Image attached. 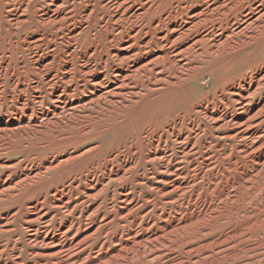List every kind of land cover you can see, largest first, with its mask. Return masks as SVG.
Wrapping results in <instances>:
<instances>
[{"label":"rangeland","instance_id":"rangeland-1","mask_svg":"<svg viewBox=\"0 0 264 264\" xmlns=\"http://www.w3.org/2000/svg\"><path fill=\"white\" fill-rule=\"evenodd\" d=\"M0 2V125H18L29 118L37 123L40 112L62 106L60 96L73 102L80 120L77 128L0 140V183L53 159H74L59 161L42 187L0 200V264H62L72 257L79 264H92L112 256L137 233L153 234L168 221L207 207L221 210V218L149 246L124 264H264V174H259L264 168V0ZM196 38L200 41L190 48ZM163 52L184 53L174 56L172 63L178 62L176 67H184L185 72L179 84L159 93L162 84L175 81L172 68L165 61L149 69L140 66ZM134 70L139 72L136 77ZM165 79L166 83L157 82ZM251 84L253 90L246 93ZM113 90L121 94L115 101H126L134 110L163 97L170 116L179 115L181 122L175 124L168 116L158 122L153 115L131 121L134 111L121 106L104 110L92 103ZM234 100L250 108L244 120L260 132L255 150L262 160L242 194L231 188V201L224 202L220 195L226 180L220 171L231 160L246 172L243 161L251 152H242L251 139L238 142L239 126L233 123L206 122L204 127V110L216 106L240 113V102ZM136 101L138 105L132 104ZM177 130L183 131V138L190 137L185 154L173 135ZM194 137L197 144L192 146ZM146 141L167 148L165 155L175 156L176 168L167 173L162 167L165 158H147L143 153L126 178L114 176L91 192V182L120 170L121 161L129 159L132 151L140 155ZM214 177L218 180L212 182ZM175 179L183 186H173ZM70 187L77 190L67 208L54 192L46 195L48 190ZM69 242L73 245L62 251L60 247ZM205 246L210 248L200 251Z\"/></svg>","mask_w":264,"mask_h":264},{"label":"bare ground","instance_id":"bare-ground-1","mask_svg":"<svg viewBox=\"0 0 264 264\" xmlns=\"http://www.w3.org/2000/svg\"><path fill=\"white\" fill-rule=\"evenodd\" d=\"M212 1V0H211ZM72 2V1H71ZM190 2V1H189ZM1 3V2H0ZM34 3V2H33ZM32 3V4H33ZM202 3V2H201ZM219 3V2H218ZM43 4V3H42ZM150 5V3H149ZM189 5V4H188ZM18 6V4H17ZM23 6V5H22ZM92 6V5H91ZM181 6V5H180ZM1 7V6H0ZM33 7V6H32ZM255 7V6H253ZM86 9V8H85ZM148 10V9H147ZM249 10V9H247ZM53 11V10H52ZM81 11V10H80ZM88 11V10H87ZM257 11V10H256ZM83 12V11H82ZM85 12V11H84ZM197 12V11H196ZM14 13V12H13ZM260 13V12H259ZM174 14V13H173ZM17 15V14H16ZM69 15V14H68ZM82 15V14H81ZM253 15V14H252ZM259 15V14H258ZM61 16V15H60ZM135 16V15H134ZM250 16V15H249ZM47 17V16H46ZM79 17V16H78ZM165 17V16H164ZM53 18V17H52ZM245 18V17H244ZM20 19V18H19ZM43 20V19H42ZM252 20V19H251ZM175 22V21H174ZM193 22V21H192ZM94 23V22H93ZM245 24V23H244ZM117 26V25H116ZM226 26V25H225ZM171 27V26H170ZM181 27V26H180ZM186 27V26H185ZM173 28V27H172ZM148 29V28H147ZM227 29V28H226ZM240 29V28H239ZM76 31V30H75ZM216 31V30H215ZM73 32V31H72ZM219 32V31H218ZM229 32V31H228ZM136 33V32H135ZM231 33V31H230ZM134 34V33H133ZM184 34V33H182ZM181 34V35H182ZM227 34V33H226ZM251 34V33H250ZM128 36V35H127ZM176 36V35H175ZM173 37V36H172ZM160 40V39H159ZM198 38H196V40L192 43L191 47L195 46L200 40H198ZM221 40V39H220ZM219 40V41H220ZM214 42V41H213ZM218 43V42H217ZM160 46V44H159ZM153 47V46H152ZM155 48V47H154ZM161 49L164 48V46L161 45L160 47ZM157 49V48H156ZM115 50V49H114ZM139 50V49H138ZM144 50V49H143ZM169 50V49H168ZM186 52V51H185ZM219 52V51H218ZM10 54V53H9ZM84 54V53H82ZM125 54V53H124ZM184 53H178L177 56L173 55L172 53H158L157 56H155L154 59L150 60L148 63L144 64L143 66H140V69H149V66L151 64H157L156 62L159 61H165L169 64V66L172 68V70L174 71V76H175V81L170 83H166L167 79L165 80H158L159 81H164L166 83V85L162 84V88L159 90V93H164L165 90L167 89V87L170 86H176L177 84L180 83V75L185 72V68L184 67H176V64L172 63L174 62V56L175 58H178V55H182ZM72 55V54H71ZM172 56V57H171ZM106 58V57H105ZM47 59V58H46ZM8 62V61H7ZM92 63V62H91ZM179 64V63H178ZM3 65V64H2ZM17 67V66H16ZM126 67V66H125ZM139 67V66H138ZM132 69V68H131ZM161 69V68H160ZM4 70V69H3ZM138 70V69H136ZM131 71L133 72V77H136L137 74L139 73L138 71ZM56 71V70H55ZM216 71V70H215ZM262 71V70H261ZM2 74V73H1ZM122 75V74H121ZM173 75V74H172ZM31 77V76H29ZM48 77V76H47ZM257 77V76H256ZM115 78V77H114ZM120 78V77H119ZM160 78V77H158ZM259 78V77H258ZM15 79V78H14ZM116 80V79H115ZM120 80V79H119ZM1 81V80H0ZM18 81V80H17ZM16 81V82H17ZM54 81V80H53ZM128 81V80H127ZM126 81V82H127ZM257 81V80H255ZM25 82V81H24ZM247 82V81H246ZM83 83V82H82ZM107 83V82H106ZM109 83V82H108ZM118 84V82H117ZM249 84V83H248ZM33 85V84H32ZM124 84L122 86L119 87V89L124 88ZM151 86V85H150ZM238 86V85H237ZM26 87V86H25ZM154 87V86H153ZM232 85L228 86V88L231 89ZM254 85H249L247 89H245L246 93H249L253 90ZM3 88V87H2ZM82 88V87H81ZM236 88V87H235ZM128 89V88H127ZM179 89V88H178ZM182 89V88H181ZM23 90V89H22ZM72 90V89H71ZM233 90V89H231ZM9 91V90H8ZM24 91V90H23ZM134 91V90H133ZM188 91V90H187ZM32 92V91H31ZM86 92V91H85ZM158 92V89H157ZM10 93V92H9ZM19 93V92H18ZM36 93V92H35ZM23 94V93H22ZM91 94V93H90ZM100 94V93H99ZM42 95V94H41ZM66 95V94H65ZM121 94L118 93V90L116 91H109L105 96L99 98H96L95 100L92 101V103L94 105L97 106H101L100 108H103L104 110L106 109H111L114 108L116 106H121L123 107L125 110H127L128 112H132L134 111V115H130L131 116V121L132 120H137V119H147L148 115H153L154 118L157 119V121H161L164 120L165 117H172L174 118V123L178 124L181 122V118L179 115H173L170 116L169 112L170 110H168V108H170L169 103L166 102L163 97L160 98L159 100L153 101L150 104H145V105H141V106H136L137 109H133L132 106H129L131 104H128V102L126 101H122L117 102L115 101L116 98H118V96H120ZM131 94L127 95L125 98L128 99V97H130ZM137 95V94H136ZM150 96V95H149ZM51 97V96H50ZM94 97L91 96V98ZM56 98V97H55ZM225 98V97H224ZM145 99V98H144ZM85 100V99H84ZM135 100V99H134ZM226 100V99H225ZM240 100H243V96L240 95ZM259 100V99H258ZM2 101V100H1ZM80 102V101H79ZM140 101H136L132 104H136L138 105ZM235 102H240V113L237 112H223L222 109H214L210 111L207 108H205L204 113H205V124L204 127H206V122L210 123V122H220L223 123L224 126H229L231 123L236 124L239 126V130L237 133V138L239 140H237L238 142H240V140L242 139H251L250 143L245 145L244 151L242 152V154H246V153H250V158L248 159V161H243V163L245 164L247 162L248 168L246 170V172H240L239 169L237 168L236 163L232 162L231 160H227L226 166H224L222 168V170L220 171V175L223 176L226 180V189H224L220 195V198L224 197L225 201H231V194L232 192L229 191L231 188L234 189V194L237 193L238 195L242 194V191L244 190V188L246 187V183L248 182V177H250L252 174H254L253 172H257V167L259 166L261 160H262V156H258L255 150V147L257 145V142L260 141V132L252 130L254 127L252 126V124L250 123L249 120H244L246 118V115L249 114L250 108H247V105L243 104V102L239 101V100H234ZM41 104L43 102H40ZM47 103V102H45ZM58 103L62 104V106H58V107H53L51 108V110L49 109L48 111H42L39 113V117L36 118L37 123H33L31 118L27 119V122H22L24 123L22 125V123L20 124H11V123H7V124H3L0 125V140L1 139H17V140H22L25 137L28 136H38V135H47L50 133H53L56 129H62L65 130L66 128H77V126L79 125V116L76 115V111L78 110L77 108H74V104L73 102L69 101V98H62V96L58 97ZM145 103V102H144ZM155 103V104H152ZM219 103V102H218ZM37 104V103H36ZM152 104V105H151ZM262 104V103H261ZM30 105V104H29ZM33 105V104H32ZM50 106V105H49ZM211 106V105H210ZM219 106V105H218ZM48 107V106H47ZM84 107V105H83ZM86 107V106H85ZM13 108V107H12ZM39 108V107H38ZM191 109H196V107L194 106H190ZM202 108V107H201ZM219 108V107H218ZM259 108V107H258ZM13 110V109H12ZM39 110V109H38ZM172 110V109H171ZM232 110V109H231ZM15 111V110H14ZM29 112V111H28ZM171 113V112H170ZM169 114V115H168ZM28 116V115H27ZM129 116V117H130ZM156 116V117H155ZM10 118V117H9ZM27 118V117H26ZM194 118V117H193ZM8 119V118H7ZM6 119V121H8ZM18 119V118H17ZM128 119V118H126ZM161 119V120H160ZM25 120V119H24ZM244 120V121H243ZM261 120V119H260ZM10 121V120H9ZM188 122V121H187ZM193 122V121H192ZM191 122V123H192ZM128 123V121H127ZM143 123V121H142ZM198 123V122H197ZM201 123V122H200ZM122 124V123H121ZM163 124V122L161 123ZM120 125V124H119ZM180 125V124H179ZM218 125V124H217ZM177 126V125H176ZM192 126V125H191ZM201 126H203V123H201ZM178 127V126H177ZM128 128V127H127ZM130 128V127H129ZM191 128V127H190ZM262 129V128H261ZM141 130V129H140ZM173 130V129H172ZM185 130V129H184ZM166 131V130H164ZM171 131V130H170ZM237 131V129H236ZM235 131V132H236ZM173 135H175V139L176 141H181L182 146L180 149L182 154L186 153V149L190 148L189 144L186 143L188 142V139H190V137L187 138H183L184 133H182L183 131L181 130H177V131H172ZM162 133V132H161ZM223 133V132H222ZM167 134V132H166ZM165 134V135H166ZM188 134V133H187ZM196 134V133H195ZM218 134V133H217ZM263 134V133H262ZM159 137V134L157 135ZM174 137V136H173ZM156 139V138H155ZM193 144H191L192 146H195L197 144V137H194L192 139ZM229 142V141H228ZM263 142V141H262ZM1 143V142H0ZM155 142L153 141H146L143 145V151L142 153L136 154L134 153V151H132L131 153V157L127 160H123L121 161L120 164V170H110L108 172H106L103 177L98 178L96 181L91 182L90 183V188H91V192H96L97 190H99L100 187H102L103 183H105L106 180H111L114 176L118 177V176H122L121 178H126L127 175L129 174V172L131 170H133L134 168L137 167L141 155L144 153V155L147 158H153V159H158L161 160L163 158L166 159V162L164 164H162V167L165 168V170L167 171V173H170L173 169L176 168V166L174 165L175 162V156H169L166 157L167 155H165V151L167 148H162L159 149L158 147H154ZM166 143V142H165ZM186 143V145H185ZM223 143V142H222ZM204 145V144H203ZM211 145V144H210ZM91 146V145H90ZM170 146H173V143H170ZM242 148V147H241ZM259 148V147H258ZM84 149V148H83ZM87 149V148H86ZM178 149V148H177ZM73 150V149H72ZM82 151V150H81ZM170 151V150H169ZM172 151V150H171ZM193 151V150H192ZM257 151H259L257 149ZM241 152V151H240ZM70 153V152H69ZM68 154V153H67ZM75 154V153H74ZM77 154V153H76ZM170 154V153H169ZM128 155V153H127ZM164 155V156H162ZM261 155V154H260ZM263 155V154H262ZM243 156V155H241ZM73 157L70 158V156H67V158H57V159H53L51 161L45 162L40 166L37 167H33L29 170H26V172L23 174V176H18L16 179L10 180V181H6V182H1L0 183V200L4 199L5 197H9V198H17L22 194L27 193L28 191H32L36 188L42 187L47 180V175L48 172L55 169L58 165H59V161H64V162H70L71 159ZM125 158V157H124ZM192 158V157H191ZM247 158V157H245ZM244 158V159H245ZM179 159V158H178ZM74 160V159H72ZM40 161V160H39ZM212 159H210L208 162H211ZM107 163V162H106ZM27 164V163H26ZM195 164V163H194ZM23 166V165H22ZM36 166V165H34ZM106 166V165H105ZM209 166V164H208ZM116 167V166H115ZM118 167V166H117ZM243 167V166H242ZM260 167V166H259ZM110 169V168H109ZM244 170V169H243ZM183 171V170H182ZM187 172V171H186ZM93 173V172H92ZM180 173V171H179ZM21 174V172H20ZM174 175H177L178 172L176 171L175 173H173ZM259 174H264V168L259 172ZM19 175V174H18ZM143 175V174H142ZM3 176V175H2ZM229 176H232V179L229 178ZM194 177V176H193ZM86 178V177H85ZM73 179V178H72ZM169 179V178H168ZM172 179V178H171ZM193 179V178H192ZM89 180V179H88ZM207 180V179H206ZM218 180V178L214 177L213 180H211L212 182ZM79 181V180H78ZM145 181V180H144ZM70 182V181H69ZM195 182V181H194ZM73 183V182H72ZM86 183V182H85ZM173 186H177L178 187H182L183 184L180 182V180L175 179L173 181H171ZM192 183V182H191ZM130 184V183H129ZM180 184V185H179ZM207 186V185H206ZM130 187V186H129ZM165 188V187H164ZM213 188V187H212ZM202 189V188H201ZM76 188L72 189V187H70L69 189L66 190H60V188H56L55 190H48L46 192V195H50L52 192H54L55 194L53 195L54 197H58V201L60 203V205L64 206V207H68L69 206V201L71 199V197L74 195V193L76 192ZM126 190V189H125ZM130 190V189H129ZM180 190V189H178ZM86 191V190H85ZM127 192V191H126ZM113 193V192H112ZM86 194V193H85ZM45 195V194H43ZM150 196V195H149ZM126 197V196H125ZM147 197V196H146ZM131 198V197H130ZM44 199V198H43ZM84 199V198H83ZM147 199V198H145ZM53 200V197H52ZM120 200V199H119ZM195 200V199H194ZM193 200V201H194ZM76 202V201H75ZM74 202V203H75ZM127 202V201H126ZM57 203V202H56ZM77 203V202H76ZM179 203V202H178ZM53 204V203H52ZM55 204V202H54ZM114 204V203H113ZM139 204V203H138ZM187 204V203H186ZM58 205V204H57ZM59 205V206H60ZM110 205V204H109ZM33 206V205H32ZM195 206V205H194ZM176 207V206H175ZM40 208V207H39ZM65 208V209H66ZM94 208V207H93ZM184 208V207H183ZM103 209V208H102ZM19 210V209H16ZM33 210V209H32ZM39 210V209H37ZM13 212V211H12ZM33 212V211H32ZM44 212V211H43ZM90 212V211H89ZM126 212V211H125ZM161 212V211H160ZM14 213V212H13ZM42 213V212H41ZM124 213V212H123ZM221 213V210L219 211V209L213 208V207H207L206 210H202L200 211V213L198 214H192L188 215L187 218H180V219H176L173 220L172 222L168 221L167 223L163 224V226L160 227V229L158 231H156L155 233L151 234L149 232L145 233V234H136L134 238H129L127 239L124 243H122L119 247V250H116L114 252V254L112 256H105L104 258L101 257L100 259L97 258L94 263L92 264H124L128 259H135L136 257L142 255L145 253V251L147 250V248L149 246H154V245H160L163 244L166 240L171 239L172 237H177L180 235H184L187 233H191L193 231H195V227H203L204 225H206L207 221L209 219H219L221 217H219ZM36 214V213H35ZM53 214V213H52ZM144 214V213H143ZM223 214V213H222ZM33 215V214H32ZM37 215V214H36ZM168 215V214H167ZM42 217V216H41ZM40 217V218H41ZM207 217V218H206ZM14 218V217H13ZM150 218V217H149ZM11 219V218H10ZM134 219V218H133ZM139 219V218H138ZM10 221V220H9ZM140 221V220H139ZM147 221V220H146ZM4 222V221H3ZM99 223V222H98ZM138 223V222H137ZM1 224V223H0ZM4 224V223H3ZM67 224V223H66ZM146 224V223H145ZM23 225V224H22ZM26 225V224H25ZM139 225V224H138ZM162 225V224H161ZM2 225H0V229ZM97 226V225H96ZM57 227V226H56ZM147 227V226H146ZM87 228V227H86ZM128 228V227H127ZM135 228V227H134ZM32 229V228H31ZM35 229V228H34ZM50 229V228H49ZM97 229V228H96ZM239 226L235 227V232H237L239 230ZM42 230V229H40ZM130 231V230H129ZM76 232V231H75ZM41 233V232H40ZM44 233V232H43ZM69 234V233H68ZM121 234V233H120ZM129 234V233H128ZM135 234V233H134ZM83 235V234H82ZM42 236V235H41ZM34 237V236H33ZM36 237V236H35ZM57 237V236H56ZM68 237V236H67ZM15 238V237H14ZM46 238V237H45ZM48 238V236H47ZM51 239V238H50ZM39 240V239H38ZM47 240V239H45ZM29 241V240H28ZM36 241V240H35ZM4 243V241H3ZM41 244V243H40ZM101 244V243H100ZM71 242H69L67 245H64L61 248V250H65L66 247L69 248L71 247ZM6 246V245H5ZM4 247V246H3ZM2 247V248H3ZM118 247V246H117ZM210 248V246H205L203 248L200 249V251H204L205 249ZM59 249V248H58ZM77 250V249H76ZM50 253V252H49ZM72 254V253H71ZM94 254V253H93ZM87 256V255H86ZM134 257V258H133ZM83 258V257H82ZM4 259V258H3ZM5 260V259H4ZM17 260V259H16ZM60 260V259H59ZM75 261V262H74ZM78 258L75 259V257L72 258H65V260L62 261V264H79ZM83 264L84 261H82ZM168 264V263H166Z\"/></svg>","mask_w":264,"mask_h":264}]
</instances>
